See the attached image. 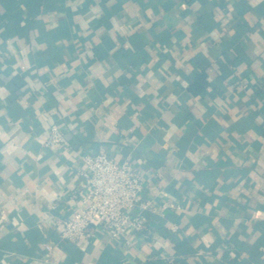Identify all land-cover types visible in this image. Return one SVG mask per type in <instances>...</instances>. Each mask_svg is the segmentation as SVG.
I'll list each match as a JSON object with an SVG mask.
<instances>
[{
    "label": "crops",
    "instance_id": "crops-1",
    "mask_svg": "<svg viewBox=\"0 0 264 264\" xmlns=\"http://www.w3.org/2000/svg\"><path fill=\"white\" fill-rule=\"evenodd\" d=\"M103 152L179 208L62 241ZM0 264H264V0H0Z\"/></svg>",
    "mask_w": 264,
    "mask_h": 264
},
{
    "label": "built area",
    "instance_id": "built-area-1",
    "mask_svg": "<svg viewBox=\"0 0 264 264\" xmlns=\"http://www.w3.org/2000/svg\"><path fill=\"white\" fill-rule=\"evenodd\" d=\"M62 132L58 126L52 127L45 145L67 146ZM79 176L87 191L84 207L63 221L62 241L78 243L96 224L112 239L120 238L131 245L128 235L142 233L147 228V211L162 215L166 210L179 208L169 202L159 210L153 208L144 197L145 182L139 170L130 161L119 162L107 152L85 156ZM177 229L176 226L172 228L173 231ZM46 249L50 253L53 248L46 246Z\"/></svg>",
    "mask_w": 264,
    "mask_h": 264
}]
</instances>
